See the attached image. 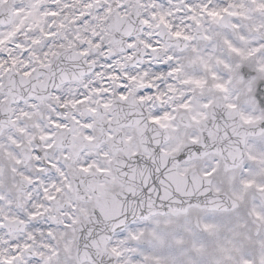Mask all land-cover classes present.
Listing matches in <instances>:
<instances>
[{
	"label": "snow or ice",
	"instance_id": "1",
	"mask_svg": "<svg viewBox=\"0 0 264 264\" xmlns=\"http://www.w3.org/2000/svg\"><path fill=\"white\" fill-rule=\"evenodd\" d=\"M0 264H264V0H0Z\"/></svg>",
	"mask_w": 264,
	"mask_h": 264
}]
</instances>
